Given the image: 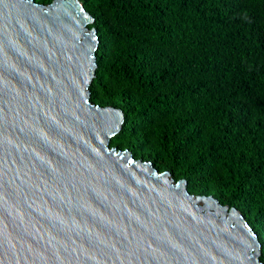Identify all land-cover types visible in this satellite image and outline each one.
Returning <instances> with one entry per match:
<instances>
[{
	"label": "water",
	"instance_id": "95a60500",
	"mask_svg": "<svg viewBox=\"0 0 264 264\" xmlns=\"http://www.w3.org/2000/svg\"><path fill=\"white\" fill-rule=\"evenodd\" d=\"M80 0H0V264H264L236 208L111 147Z\"/></svg>",
	"mask_w": 264,
	"mask_h": 264
},
{
	"label": "trees",
	"instance_id": "16d2710c",
	"mask_svg": "<svg viewBox=\"0 0 264 264\" xmlns=\"http://www.w3.org/2000/svg\"><path fill=\"white\" fill-rule=\"evenodd\" d=\"M80 2L100 44L91 102L125 118L111 147L239 210L264 263V0Z\"/></svg>",
	"mask_w": 264,
	"mask_h": 264
}]
</instances>
